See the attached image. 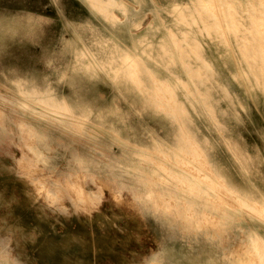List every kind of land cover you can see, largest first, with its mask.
I'll return each mask as SVG.
<instances>
[{
    "label": "rangeland",
    "instance_id": "374dc122",
    "mask_svg": "<svg viewBox=\"0 0 264 264\" xmlns=\"http://www.w3.org/2000/svg\"><path fill=\"white\" fill-rule=\"evenodd\" d=\"M108 1L0 0V264H264V0Z\"/></svg>",
    "mask_w": 264,
    "mask_h": 264
},
{
    "label": "bare ground",
    "instance_id": "6f19581e",
    "mask_svg": "<svg viewBox=\"0 0 264 264\" xmlns=\"http://www.w3.org/2000/svg\"><path fill=\"white\" fill-rule=\"evenodd\" d=\"M94 1V0H93ZM99 1H101V0H99ZM109 3H103L105 6H108V5H110V4H113V2H115V0H109L108 1ZM181 15V14H180ZM194 22V21H193ZM201 26V25H200ZM243 26L245 27V29H246V31H244V32H246V35L248 34V35H250V34H252V32H251V30H249L247 27H246V25H244V23H243ZM190 35V34H189ZM206 35V34H205ZM202 61H204V60H202ZM204 63V62H203ZM205 63L208 65V63L205 61ZM262 75V74H261ZM261 77V76H260ZM205 78V77H204ZM255 78V77H254ZM143 89V88H142ZM33 94H34V92H33ZM36 94V93H35ZM34 94V95H35ZM145 94V93H144ZM205 108V107H204ZM202 110V109H201ZM175 115V114H174ZM178 117V116H177ZM169 121V120H168ZM180 123V122H179ZM217 123V122H216ZM175 124V123H174ZM220 126V125H219ZM223 127V126H222ZM226 130V129H225ZM166 144V143H165ZM168 146V145H167ZM245 155V154H244ZM248 158V157H247ZM249 159V158H248ZM244 160V159H243ZM247 160V159H246ZM245 160V161H246ZM247 161H249V160H247ZM259 173V172H258ZM210 179V178H209ZM213 182V181H212ZM213 184V183H212ZM216 184V183H215ZM217 186V185H216ZM50 246V245H49ZM51 247V246H50ZM48 248V247H47ZM50 249V248H49ZM48 252H50L49 250H48Z\"/></svg>",
    "mask_w": 264,
    "mask_h": 264
}]
</instances>
